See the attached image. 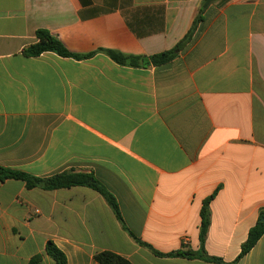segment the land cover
<instances>
[{"label":"crops","instance_id":"0c3cea01","mask_svg":"<svg viewBox=\"0 0 264 264\" xmlns=\"http://www.w3.org/2000/svg\"><path fill=\"white\" fill-rule=\"evenodd\" d=\"M203 0H0V167L88 187L0 182V264H28L52 241L67 264L115 253L132 264H231L264 212V0H216L171 63L134 68L189 32ZM45 30L85 60L25 57ZM160 254V255H159ZM236 264H264V234Z\"/></svg>","mask_w":264,"mask_h":264},{"label":"trees","instance_id":"16d2710c","mask_svg":"<svg viewBox=\"0 0 264 264\" xmlns=\"http://www.w3.org/2000/svg\"><path fill=\"white\" fill-rule=\"evenodd\" d=\"M208 0H203V3L199 9V13L193 23L192 28L186 34V36L171 50L156 54L150 57L145 56H127L115 51H104L115 63L122 66H129L134 68H148L150 66L158 67L173 62L181 52L190 44L195 34V31L201 21H203V15L209 6H205ZM45 53H54L63 58H74L76 60H85L93 56L89 55H76L70 53L63 43L54 37L50 32L45 30H39L37 32V42L34 45L26 48L23 52L25 57H39ZM7 180H18L26 184L28 190L40 188L46 191L70 189L73 187H88L100 193L109 206L114 211L119 221L123 222L118 203L116 199L107 191V189L91 174L64 172L57 174L53 177L42 179L31 176L27 173L7 169L0 167V182ZM215 195L204 201L201 217V231H200V244L201 251L199 253H192L189 251H178L176 253L168 255L169 257H184L188 259H200L205 262L214 264H227L222 259L209 257L204 249L207 234L211 225V212L210 203L215 198ZM264 234V212H261L258 223L249 232L248 239L243 245L242 252L237 260L231 264H236L243 256L248 254L257 244L259 239ZM45 254L54 261L55 264H67V258L65 254L57 248V246L49 241L46 244ZM160 255V254H159ZM96 264H132L125 258L112 253L102 252L95 256ZM28 264H43V255H36L29 261Z\"/></svg>","mask_w":264,"mask_h":264},{"label":"water","instance_id":"95a60500","mask_svg":"<svg viewBox=\"0 0 264 264\" xmlns=\"http://www.w3.org/2000/svg\"><path fill=\"white\" fill-rule=\"evenodd\" d=\"M216 0H208L207 3H206V7L209 6L211 3H214Z\"/></svg>","mask_w":264,"mask_h":264}]
</instances>
